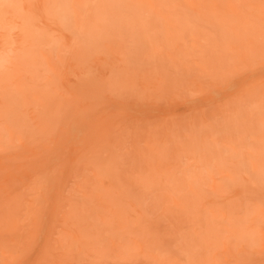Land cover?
I'll list each match as a JSON object with an SVG mask.
<instances>
[{
  "label": "rangeland",
  "instance_id": "1",
  "mask_svg": "<svg viewBox=\"0 0 264 264\" xmlns=\"http://www.w3.org/2000/svg\"><path fill=\"white\" fill-rule=\"evenodd\" d=\"M0 264H264V0H0Z\"/></svg>",
  "mask_w": 264,
  "mask_h": 264
}]
</instances>
